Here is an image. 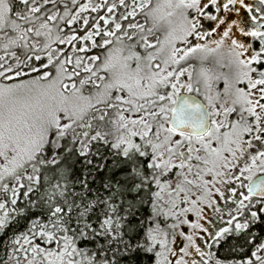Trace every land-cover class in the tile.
<instances>
[{"label":"snow or ice","instance_id":"1","mask_svg":"<svg viewBox=\"0 0 264 264\" xmlns=\"http://www.w3.org/2000/svg\"><path fill=\"white\" fill-rule=\"evenodd\" d=\"M0 264H264V0H0Z\"/></svg>","mask_w":264,"mask_h":264}]
</instances>
